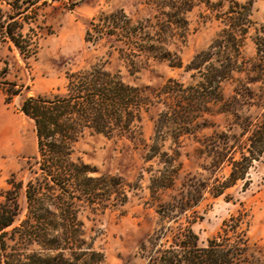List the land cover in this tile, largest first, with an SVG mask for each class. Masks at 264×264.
Returning <instances> with one entry per match:
<instances>
[{"label": "rangeland", "instance_id": "rangeland-1", "mask_svg": "<svg viewBox=\"0 0 264 264\" xmlns=\"http://www.w3.org/2000/svg\"><path fill=\"white\" fill-rule=\"evenodd\" d=\"M234 1L251 3L249 17L254 26L242 45V56L254 58L253 38L264 24V0ZM229 2L225 0L223 12ZM122 11L134 23L148 19L155 22L156 6L149 0H0V202L13 179L21 184L19 201L26 204L29 162L37 152V136L34 121L21 110L24 99L65 95L71 74L101 65L131 85L154 89L156 98L141 111L128 137L86 131L75 144L74 157L96 168L92 175L109 180L112 191L110 199L92 207L85 205L79 211L87 234L104 254L101 264H141V248L144 244L149 247L150 236L159 230L168 233L177 225L168 217L180 214V209L171 207L170 202L192 176L199 184L208 182V187L193 210L180 218L186 224L192 221L199 244H206L224 220L244 209L250 219L249 241L264 260V151L253 161L245 179L215 196L211 188L225 180L230 166L227 162L214 166L209 147L214 140L221 146L220 141L229 136L235 158L240 157L239 149L246 146L250 130L261 125L264 108L250 101L264 91V79L253 72H235L221 84L222 101L211 103L209 109L199 113L190 112L187 104L175 106L172 110L187 114L185 122L171 116L163 124L162 115L167 110L163 101L171 97V105H175L176 97L190 96L200 78L186 66L223 34L224 25L195 3L184 13L188 29L180 49L171 47L173 57L139 56L135 49H141L142 43L134 42L126 48L127 53L131 51L126 57L138 60L131 69L121 58L124 42L109 35L107 24H100L98 19L102 14ZM9 28L11 35L6 32ZM178 60L181 67L174 66ZM170 80L175 81V89L184 92L162 94L159 89ZM173 171L177 172L173 186L153 193L151 182ZM105 197H109L108 192ZM172 208L174 211H170ZM168 209L170 213L161 221V213ZM162 222H166L164 227Z\"/></svg>", "mask_w": 264, "mask_h": 264}, {"label": "trees", "instance_id": "trees-1", "mask_svg": "<svg viewBox=\"0 0 264 264\" xmlns=\"http://www.w3.org/2000/svg\"><path fill=\"white\" fill-rule=\"evenodd\" d=\"M149 1L156 6L154 23L151 19L134 23L123 11L98 17L100 24H107L109 35L124 42L121 58L131 69L138 60L126 57L131 53H127L126 48L134 42L142 43L141 49H135L139 56L173 57L175 52L171 47L179 48L186 37L188 20L184 13L191 11L195 3L224 25L223 34L218 35L206 50L194 55L186 66L200 78L190 96L176 97L175 105H171V97L163 101L167 105L162 115L163 124L171 116L180 117L178 121L185 122L187 114L172 110L175 106L187 104L190 112L199 113L209 109L211 103L222 101L221 84L235 72H253L264 79V24L257 28L253 38L256 56L250 59L242 56V45L254 26L249 17L250 2L242 4L229 0L228 8L223 12L225 0ZM6 32L12 33L10 28ZM88 35H91L90 29ZM174 66L181 67L182 62L178 60ZM259 79L253 78L252 81ZM170 81L159 89L162 94L184 92L181 88L175 89V81ZM154 91L148 86L131 85L101 65H92L69 76L65 95L24 99L21 110L34 121L37 152L29 162L26 204L19 201L21 184L13 179L0 202V264L103 262L104 254L96 248L95 239L87 234L79 211L85 205L92 207L110 199L112 191L109 180L92 175L97 172L96 168L74 157L75 144L86 131L128 137L135 121L140 120L141 111L155 103ZM255 95L250 102L264 108V91ZM260 116L261 125L250 130L246 146L239 149V158L234 156L236 150L230 144L229 136L220 141L221 146L215 140L209 144L214 166L219 167L224 162L230 166L225 180L211 188L215 196L223 194L238 180L245 179L253 161L264 151V111ZM244 131L249 132L247 128ZM176 173L173 171L153 180L150 185L153 193L172 187ZM207 183L199 184L193 176L188 178L185 189L170 202L171 207L180 209V214H169L168 217L177 225L168 233L159 230L150 236L149 247L144 244L141 248V264H264L248 238L250 219L247 210L241 209L224 220L220 230L204 245L199 244L192 221L186 224L180 218L193 210L208 187ZM107 192L109 197H105ZM173 208L170 211H174ZM166 213H170L169 209L161 213V221L167 217ZM164 223L161 226L164 227Z\"/></svg>", "mask_w": 264, "mask_h": 264}]
</instances>
